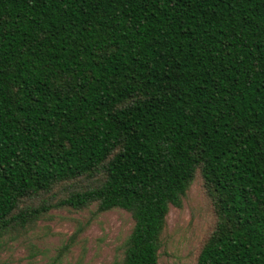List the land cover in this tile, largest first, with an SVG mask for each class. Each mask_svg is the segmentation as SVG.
I'll use <instances>...</instances> for the list:
<instances>
[{
    "label": "trees",
    "instance_id": "1",
    "mask_svg": "<svg viewBox=\"0 0 264 264\" xmlns=\"http://www.w3.org/2000/svg\"><path fill=\"white\" fill-rule=\"evenodd\" d=\"M199 175L197 264H264V0H0V241L86 180L58 207L127 211L117 264H161Z\"/></svg>",
    "mask_w": 264,
    "mask_h": 264
},
{
    "label": "rangeland",
    "instance_id": "2",
    "mask_svg": "<svg viewBox=\"0 0 264 264\" xmlns=\"http://www.w3.org/2000/svg\"><path fill=\"white\" fill-rule=\"evenodd\" d=\"M62 184L42 199L49 210L28 230L15 231L0 241V260L5 264H117L123 260L124 244L134 220L130 213L115 209L100 213L97 203L77 210L58 204L89 186ZM210 197L199 175L184 200L172 207L160 251L161 264H197L200 250L215 226Z\"/></svg>",
    "mask_w": 264,
    "mask_h": 264
}]
</instances>
